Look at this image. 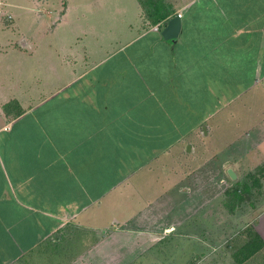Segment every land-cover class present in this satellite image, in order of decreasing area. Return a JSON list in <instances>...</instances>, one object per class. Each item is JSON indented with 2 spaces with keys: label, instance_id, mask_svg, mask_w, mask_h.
<instances>
[{
  "label": "crops",
  "instance_id": "crops-1",
  "mask_svg": "<svg viewBox=\"0 0 264 264\" xmlns=\"http://www.w3.org/2000/svg\"><path fill=\"white\" fill-rule=\"evenodd\" d=\"M165 1L175 38L112 0L104 24L79 8L55 57L0 58V264H168L211 158L264 163V0Z\"/></svg>",
  "mask_w": 264,
  "mask_h": 264
},
{
  "label": "rangeland",
  "instance_id": "rangeland-1",
  "mask_svg": "<svg viewBox=\"0 0 264 264\" xmlns=\"http://www.w3.org/2000/svg\"><path fill=\"white\" fill-rule=\"evenodd\" d=\"M111 1L0 0L1 18L8 27L12 28L4 31L0 28V40L5 42V39L10 37L14 41L11 42L13 45L27 49L23 42L24 36L27 35L34 43L33 48L29 47V50H16L9 46L8 50L0 51V58H43L47 54L55 57L54 54H57L59 47L69 45L70 38L75 40L72 34L73 28L79 21L77 10L92 8L93 13L89 16L93 23L112 22L114 17L108 14L114 9L115 3L111 8ZM67 6L71 10L66 15ZM107 8L109 11H106ZM108 17L110 20L107 19ZM62 27L65 28V32H59ZM210 162L209 173L203 171L207 176L206 178L204 176L203 180L207 184L205 194L207 193L210 200L197 209L188 227L185 225L175 229L170 232V234L174 232V237L163 239L162 243L166 245L163 247L166 252V262L168 264H264V252L261 249L248 258L238 261V258L243 256L244 243L257 232L253 224L257 213L264 207V170L256 171L255 168L256 177L260 179V184H256L253 183V176L237 175V178L233 179L222 163L217 167L214 158H211ZM245 180L253 183L252 191L244 201L234 206V197L228 190L238 183L243 187Z\"/></svg>",
  "mask_w": 264,
  "mask_h": 264
},
{
  "label": "trees",
  "instance_id": "trees-1",
  "mask_svg": "<svg viewBox=\"0 0 264 264\" xmlns=\"http://www.w3.org/2000/svg\"><path fill=\"white\" fill-rule=\"evenodd\" d=\"M145 10L147 17L151 20L152 23H158L160 21H166L169 19L171 15V9H169V4L165 0H140ZM264 164V163H263ZM261 164L256 167V171H263L264 165ZM256 171H250L246 174V176H253V183L260 184L259 177H256ZM252 183V184H253ZM252 184L249 180L243 181V187H241V183H238L235 187L228 190L230 194L234 197V206L241 203L250 195L252 191ZM247 194V195H246ZM250 197V196H249ZM264 247V239L258 233H253V236L244 243L243 245V256L238 258V261H242L248 258L250 255L254 254L255 252L259 251ZM240 253V252H239Z\"/></svg>",
  "mask_w": 264,
  "mask_h": 264
},
{
  "label": "water",
  "instance_id": "water-1",
  "mask_svg": "<svg viewBox=\"0 0 264 264\" xmlns=\"http://www.w3.org/2000/svg\"><path fill=\"white\" fill-rule=\"evenodd\" d=\"M181 29H182V18L180 14H175L168 19L166 25L163 27L161 32L165 38H175L179 35ZM228 173L233 179L237 178V173L234 171L232 167L228 169Z\"/></svg>",
  "mask_w": 264,
  "mask_h": 264
},
{
  "label": "built area",
  "instance_id": "built-area-1",
  "mask_svg": "<svg viewBox=\"0 0 264 264\" xmlns=\"http://www.w3.org/2000/svg\"><path fill=\"white\" fill-rule=\"evenodd\" d=\"M181 15V13H179Z\"/></svg>",
  "mask_w": 264,
  "mask_h": 264
}]
</instances>
